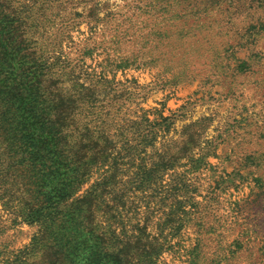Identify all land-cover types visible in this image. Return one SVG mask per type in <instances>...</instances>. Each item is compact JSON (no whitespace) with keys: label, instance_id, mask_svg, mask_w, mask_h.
<instances>
[{"label":"rangeland","instance_id":"obj_1","mask_svg":"<svg viewBox=\"0 0 264 264\" xmlns=\"http://www.w3.org/2000/svg\"><path fill=\"white\" fill-rule=\"evenodd\" d=\"M44 1L19 0L16 17L48 64L63 58L88 85L107 57H132L106 67L111 83L102 80L99 90H112L118 124L146 116L156 125L146 153L135 154L140 176H119L107 197L108 208L128 197L118 230L136 250L128 247L121 264H264V0H47L41 9ZM58 70L44 84L63 93L73 80ZM5 128L0 123V264L80 261L79 237L103 242L111 255L102 197L93 214L81 209L88 227L74 234L70 205L53 210L37 194L33 165L14 159ZM161 157L173 158L170 167L156 169ZM97 175L73 181L69 201L86 200Z\"/></svg>","mask_w":264,"mask_h":264},{"label":"trees","instance_id":"obj_2","mask_svg":"<svg viewBox=\"0 0 264 264\" xmlns=\"http://www.w3.org/2000/svg\"><path fill=\"white\" fill-rule=\"evenodd\" d=\"M18 2L19 0H0V123L6 126L2 130L6 133L5 141L9 147L16 148L14 159L23 158L24 162L32 163L33 187L38 195L44 194L43 199L47 205L53 210L58 209L62 203L70 205V210L65 214L70 219L69 227L74 234L78 233L79 228L88 227V221L81 218L83 210L93 214L94 199L97 195L102 197L105 207L101 213L110 219L106 233L113 239L116 249L108 255L103 242H96L95 246L86 245L87 241L79 237L73 244V253L82 256V259L71 261V264L129 263L130 253L127 248L131 247L133 251L136 248L132 247L131 239L123 240L124 232L118 230L128 197L126 195L125 200L117 198L109 208L106 201L118 184L119 176L129 177L128 183L131 180L134 182L135 175L140 176L136 172L142 170L143 159L137 166L135 154L140 157L146 153L147 147L152 143L148 137L155 131L156 125L146 116L130 123L125 121L118 124L116 114L108 105L112 90H100L103 87L102 80H105L106 86L111 83L105 78V68L126 66L132 61V57L119 60L120 62L107 57L96 82L90 80L88 85L80 82L81 74H76L68 61L55 58V62L50 61L53 65L50 66L48 63L51 59L44 55L42 49H38V40L24 36L23 24L16 17ZM46 6H51L47 0L41 2V9ZM56 9L65 11L62 4ZM42 15L47 18L45 12ZM41 21H36V29ZM41 29H46V26L42 24ZM39 33L38 31L33 36H38ZM86 54H83V59ZM243 66L244 63L240 65L241 68ZM58 68L70 74L73 80V87L63 93L58 89V83H53L51 88L44 84L48 75L55 74L54 71H59ZM103 91L106 93L101 97L100 93ZM10 110L16 111L19 118L8 117ZM9 133L11 134L8 136ZM161 159L162 165L156 169H167L170 167L169 162L173 161L171 157ZM95 173H98L97 182L89 191L88 198L79 201L81 204L69 201L71 183L85 180ZM141 177L145 180V176ZM149 179L150 175L146 181L149 182ZM14 182L13 176L12 183ZM0 187L3 189L2 181ZM48 187L49 192L46 191ZM119 206H122L121 210ZM87 234L91 235V231ZM96 239L102 241L100 237Z\"/></svg>","mask_w":264,"mask_h":264}]
</instances>
